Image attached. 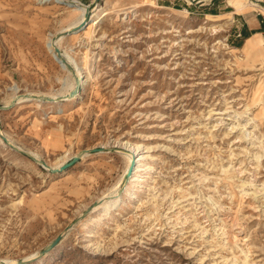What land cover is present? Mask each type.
Wrapping results in <instances>:
<instances>
[{
	"label": "rangeland",
	"instance_id": "rangeland-1",
	"mask_svg": "<svg viewBox=\"0 0 264 264\" xmlns=\"http://www.w3.org/2000/svg\"><path fill=\"white\" fill-rule=\"evenodd\" d=\"M161 1H96L72 74L79 12L0 0V264H264V2Z\"/></svg>",
	"mask_w": 264,
	"mask_h": 264
},
{
	"label": "bare ground",
	"instance_id": "bare-ground-1",
	"mask_svg": "<svg viewBox=\"0 0 264 264\" xmlns=\"http://www.w3.org/2000/svg\"><path fill=\"white\" fill-rule=\"evenodd\" d=\"M42 1H45V2H47V1H53V2H56V3H63V5H67V6H70V7H74L73 9H75L76 11H78L79 12V15L77 16V18L76 19H74L73 21H71L70 23H69V25H67V26H65L63 29H62V31L61 32H58V33H56L55 35H50V36H47L46 37V40H45V46H46V48L50 51V54H51V56H52V58L56 61V62H58L59 64H60V66H62V67H67V62H65V60L63 59V55L60 53V50H59V53L60 54H58V53H56V51H55V48H58L59 49V45H58V42L60 41V39L61 38H63L64 36H62V35H60V37H57L56 35L57 34H61V33H64V32H66V31H70L71 29H74V28H76V27H79L80 25H83V24H86V23H88V24H90V26H95V25H97V23L99 22V20L101 19L100 18V15H101V8L99 7V6H96V7H94L93 8V10H92V13H91V15L87 18V17H85L84 15H85V6L86 5H82V6H79V2H77V1H75V0H42ZM249 2V1H248ZM255 1H250V5L251 6H253V7H255V6H257V4L256 3H254ZM75 3V4H74ZM55 53V54H54ZM65 53V52H64ZM66 56H67V54H65ZM68 58H70V57H68L67 56V59ZM68 61H69V59H68ZM69 63V62H68ZM75 72V71H74ZM75 75H76V78L78 79V83H79V87H78V83H75V79H74V77L72 76V78H73V86H72V88L66 93V94H63V95H59V96H54L53 94H50L49 95V97H52V98H54L52 101H55L57 98H59V97H61V98H63V97H65L66 98V100H74L75 98H76V96L78 95V93H79V91H80V89L83 87V83L85 82V80L84 81H82V78H80V76H79V72L76 70V72H75ZM264 88V87H263ZM261 93V92H260ZM262 95V94H261ZM45 96H48V95H45ZM29 98H33V97H30V95L28 96ZM40 98H42V95H36L33 99L34 100H36V101H39L40 100ZM52 98H50V99H52ZM32 99V100H33ZM260 99H262V96H260ZM21 100H24L25 101V99H23V95H21V96H18V97H15L14 99H11L9 102H11V101H14V102H16L17 101V103H20L21 102ZM28 101V100H27ZM8 102V103H9ZM7 103V104H8ZM6 104V105H7ZM125 146V145H124ZM128 148H129V152L127 153V155L124 157L125 158V165H124V169H123V175H121V176H123V180H124V174L126 173V171H127V169H128V167H129V164H130V162H131V160H132V158H134L135 159V165H134V168H133V172H132V174H131V176L129 177V179H128V181L126 182V184L124 185V187L125 186H127V185H129L130 183H131V181H130V179L132 178V176H133V174H134V172H135V170H136V167H137V163L139 162V159H140V157H137L136 155V148L135 147H132V146H128ZM18 149V148H17ZM19 150V149H18ZM125 152V151H124ZM81 153H77V154H75V155H73L72 157H74V156H78V155H80ZM71 157V158H72ZM70 158V159H71ZM66 163V162H65ZM64 163V164H65ZM63 164V165H64ZM62 165V166H63ZM61 166V167H62ZM61 167H59L58 169H60ZM127 187H129V186H127ZM127 187H125L126 188V192H125V194L127 195V196H132V192H131V190H129V189H127ZM98 201L99 202H97L96 204H94L92 207H91V211L92 212H95V211H98V210H108V209H110V208H113L114 206H116V204H117V202L119 201V194H117V195H114V196H105V197H103V198H101V199H98Z\"/></svg>",
	"mask_w": 264,
	"mask_h": 264
},
{
	"label": "water",
	"instance_id": "water-1",
	"mask_svg": "<svg viewBox=\"0 0 264 264\" xmlns=\"http://www.w3.org/2000/svg\"><path fill=\"white\" fill-rule=\"evenodd\" d=\"M74 4H75V3H74ZM78 4H79V6H82V5H83V4H81V3H78ZM88 12H89V6H85V15H84L85 17L88 16ZM77 28H78V27H76V28H74V29H71L70 31H66V32H64V33H61V34H57L56 36H57V37H60V35L65 36L66 34H68V33H70V32H74V31H76ZM55 51H56V53L60 54L58 48H55ZM67 68L71 71V68H70L69 65H67ZM71 72H72V71H71ZM72 74H73V72H72ZM78 82H79L78 79L75 78V83H78ZM78 87H79V83H78ZM59 98H60V97H59ZM59 98H57V99H59ZM44 99L49 100V101L53 100V99H50L49 97H44ZM0 109H6V106H0ZM12 148L17 149V148H15L14 146H12ZM99 151H103V148H102V147H100V148H91V149H89V150H86V152H99ZM78 158H79V156H74V157H72V158H71L69 161H67V162H66V163H65L60 169L63 170V169L68 168L69 166L73 165V164L78 160ZM34 160H36V159H34ZM36 161H37V160H36ZM134 165H135V159L132 158V160H131V162H130V164H129V167H128L126 173L124 174V181H125V182H127L128 179H129V177L131 176V174H132V172H133ZM121 190H122V189H121ZM97 202H99V201H97ZM97 202H96V203H97ZM96 203H95V204H96ZM89 209H91V207H89L88 210H89ZM58 240H59L58 237H57L56 239H54L49 245H47V246L45 247V249L43 250L42 253H44V252H46L47 250L51 249V248H52V247L58 242Z\"/></svg>",
	"mask_w": 264,
	"mask_h": 264
},
{
	"label": "crops",
	"instance_id": "crops-1",
	"mask_svg": "<svg viewBox=\"0 0 264 264\" xmlns=\"http://www.w3.org/2000/svg\"><path fill=\"white\" fill-rule=\"evenodd\" d=\"M75 1H77V2H79V3H81V4H83V5H86V6H89V7H91V6H93V5H95V6H97L96 4H97V2L96 1H98V0H75ZM169 0H162L161 2H168ZM260 2H264V0H260L259 1V3ZM260 5V4H259ZM94 6V7H95ZM214 9V8H213ZM251 22V23H250ZM264 24V23H263ZM240 26H241V28H239V33L241 32V31H243V33H245L247 36V38L249 37V36H253V35H257V34H260V35H263V27L261 26V24H260V21L259 20H252V21H246L245 23H241L240 24ZM245 39V38H244ZM243 39V40H244Z\"/></svg>",
	"mask_w": 264,
	"mask_h": 264
},
{
	"label": "trees",
	"instance_id": "trees-1",
	"mask_svg": "<svg viewBox=\"0 0 264 264\" xmlns=\"http://www.w3.org/2000/svg\"><path fill=\"white\" fill-rule=\"evenodd\" d=\"M240 33H241V34H240ZM240 33H239V36H240V35H243V39H244V38H247V37H246L247 35H246L245 33H243V31H241Z\"/></svg>",
	"mask_w": 264,
	"mask_h": 264
}]
</instances>
